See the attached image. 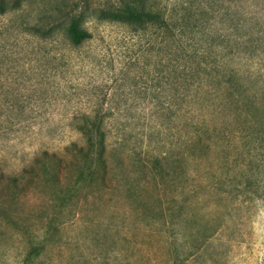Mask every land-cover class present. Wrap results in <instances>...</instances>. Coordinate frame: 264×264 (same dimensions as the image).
I'll use <instances>...</instances> for the list:
<instances>
[{"label": "rangeland", "instance_id": "obj_1", "mask_svg": "<svg viewBox=\"0 0 264 264\" xmlns=\"http://www.w3.org/2000/svg\"><path fill=\"white\" fill-rule=\"evenodd\" d=\"M148 3L168 27L109 20L120 0H0V264H264V0ZM242 32L225 65L242 114L214 96L177 110L160 60ZM89 110L105 172L66 148Z\"/></svg>", "mask_w": 264, "mask_h": 264}, {"label": "trees", "instance_id": "obj_2", "mask_svg": "<svg viewBox=\"0 0 264 264\" xmlns=\"http://www.w3.org/2000/svg\"><path fill=\"white\" fill-rule=\"evenodd\" d=\"M109 20L122 22L134 31L144 30L148 27L158 30L168 27V20L164 12L149 4L148 0H120V5L116 7ZM240 27L242 29L244 24H240ZM66 33L68 39L74 45L81 44L91 37V32L83 27L77 18L71 19ZM237 35L235 41L233 40L234 44L230 43L229 37L223 35L220 42L214 45L217 49L195 48L194 52H191L187 44L180 45L175 56L169 58L166 62L160 60L155 73L157 76L167 78L169 81L172 90L170 94L171 101L177 105V110H180L185 102L192 105L202 104V107L207 109L209 103L204 104L203 102L214 96L219 98L220 102L225 101L224 98L228 97L227 99L236 103L233 114H242V111L237 107V103L241 102L242 99L239 92H246L247 87L240 91L236 88L237 92H230L229 83L239 82L240 76H235V73L225 76L228 52L231 51L232 47H235L234 49L238 52L248 41L243 38V32ZM260 45V43L256 44L255 48L261 47ZM211 50L215 51L212 55L214 59L211 57ZM240 87H244L243 83H240ZM246 97L253 105H257L258 101L255 94L246 95ZM105 115L99 110H89L79 112L72 117L74 127L82 134L83 143L77 145L76 142H72L66 148L72 149L75 157L80 155L88 160L89 168L92 171L96 167H100L105 172L108 167L105 141L106 129L103 125ZM197 123L199 124H196L198 126L192 132V138H195L200 130L208 129L204 119H202V122ZM166 160V156H157L159 166H162Z\"/></svg>", "mask_w": 264, "mask_h": 264}]
</instances>
